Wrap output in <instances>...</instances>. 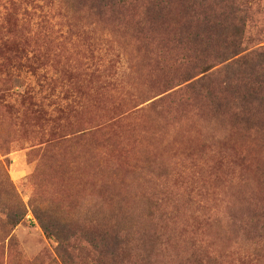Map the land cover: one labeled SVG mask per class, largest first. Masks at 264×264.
<instances>
[{"label":"rangeland","instance_id":"1","mask_svg":"<svg viewBox=\"0 0 264 264\" xmlns=\"http://www.w3.org/2000/svg\"><path fill=\"white\" fill-rule=\"evenodd\" d=\"M99 1L0 0V264H264L259 73L209 58L191 86L189 0ZM247 1L249 52L264 0ZM39 93L63 110L45 124L18 99Z\"/></svg>","mask_w":264,"mask_h":264},{"label":"trees","instance_id":"2","mask_svg":"<svg viewBox=\"0 0 264 264\" xmlns=\"http://www.w3.org/2000/svg\"><path fill=\"white\" fill-rule=\"evenodd\" d=\"M113 0H100L102 4L111 3ZM160 0H150L149 4L151 6H156ZM238 1H244L248 3L247 0H189L191 5V22L188 24V28L183 32V37L181 40H189L196 49V53L199 57L203 58L201 65H196L194 68L199 69V74H202L199 79L192 82L191 86L203 85L205 80L209 82L210 75L207 72L210 70V65L205 67H200L205 63V60L212 58L214 64L226 63L224 68L231 69L233 64H228L232 58H235L242 54L238 60L234 63L238 67L249 68L252 72L259 73V81H264V37L261 38L259 44H263L256 47L254 50L246 52L248 50L246 44L250 43L252 39H248L247 42L244 40L245 35V20L247 11L239 9L235 6ZM261 1V0H257ZM21 4V3H20ZM194 25V27H191ZM219 27L220 32L217 33L218 46L217 51L213 55L210 50V34H213L211 27ZM193 31V32H192ZM264 34V31L258 32V36ZM257 35H254L255 39ZM213 37V36H212ZM256 41V39H255ZM258 41V40H257ZM200 59L197 61L199 62ZM249 76H252L250 74ZM187 81V80H186ZM264 83V82H262ZM188 87V86H187ZM259 93H257L258 95ZM254 95V94H253ZM257 95H254V100H256ZM39 95L30 96H18L20 100V105L26 107L25 111L30 113V115L42 123H46L50 120V116L53 114H60L63 110L62 105H54L51 109L40 107L42 104V98ZM57 100V99H56ZM64 102L63 99H59ZM30 213L35 220L37 226L42 231L44 235H53L52 226L43 219L41 211L39 210V205L35 204L34 201H30L29 204ZM24 217V210L17 204L15 207V212L10 214L9 218V228H14Z\"/></svg>","mask_w":264,"mask_h":264}]
</instances>
